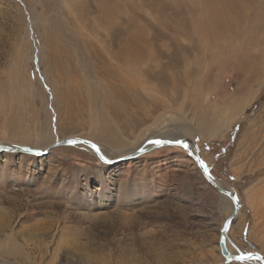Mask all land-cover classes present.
Here are the masks:
<instances>
[{
  "label": "rangeland",
  "instance_id": "1",
  "mask_svg": "<svg viewBox=\"0 0 264 264\" xmlns=\"http://www.w3.org/2000/svg\"><path fill=\"white\" fill-rule=\"evenodd\" d=\"M68 138L191 141L264 259V0H0V264H259L185 149Z\"/></svg>",
  "mask_w": 264,
  "mask_h": 264
},
{
  "label": "water",
  "instance_id": "2",
  "mask_svg": "<svg viewBox=\"0 0 264 264\" xmlns=\"http://www.w3.org/2000/svg\"><path fill=\"white\" fill-rule=\"evenodd\" d=\"M156 141H162L160 144H156L155 142H151L149 147L145 148H139L137 151L132 152L128 155L123 156L122 158L114 161L116 162H125L128 160H133L149 151L158 149L162 146H178L183 149L189 150L191 149L189 146H193V150L197 152V149L195 148L194 144L191 141L187 140H156ZM177 141H180V143H177ZM74 145H84L89 147L99 159H101V155L99 151H97L98 147L97 145L93 144L92 142H89L88 140L80 139V138H68L64 140H56L53 144L49 145L46 152H48L52 148H57V147H63V146H74ZM95 145L96 147H93ZM184 145H187L185 147ZM0 151L2 152H8V153H21V154H28V155H38L36 152L30 149H25L21 147H12V146H3L0 145ZM191 151V150H189ZM44 152V153H46ZM189 156L195 161L196 165L198 166L201 174L205 178V180L215 189L217 193L220 195L226 197L227 199L230 200L231 205H232V212L228 218L225 219L224 224L220 230L219 233V238H220V247H221V252L222 255L233 262L237 263H243V262H250V261H259L261 264H264V259L255 254V253H243L241 250H239L238 247H236L232 242H230V245L235 249L236 254H231L227 249H226V241H229L227 233L229 231L230 225L232 221L237 217V215L240 212V205L238 203V200L234 194H232L230 191L222 188L217 184L216 180L213 178L211 174L207 171L206 167L204 166L201 158L198 155H195L192 151L189 152ZM101 161L105 162L103 159ZM216 181V182H215ZM241 257H244L243 259Z\"/></svg>",
  "mask_w": 264,
  "mask_h": 264
},
{
  "label": "bare ground",
  "instance_id": "3",
  "mask_svg": "<svg viewBox=\"0 0 264 264\" xmlns=\"http://www.w3.org/2000/svg\"><path fill=\"white\" fill-rule=\"evenodd\" d=\"M137 61V60H136ZM151 142V141H150ZM149 146H151L150 145V143H148V141H147V143H145V145H143L141 148H145V147H149ZM98 147V149H99V153H100V155L101 156H103L104 157V161H105V163L104 162H102L101 161V159H99V161L101 162V163H103V164H110V163H108V162H110V161H116V160H118V159H120V158H122V157H119L118 159L116 158V160H115V157L117 156V155H119L118 153H113L114 155L113 156H110L109 154H108V152H106V151H104V150H102L101 149V147H99V146H97ZM191 149H189V150H191L195 155H197V152H195L194 150H193V146H189ZM186 150V149H185ZM189 150H186V152L189 154V152H191V151H189ZM94 153V152H93ZM95 154V153H94ZM96 155V154H95ZM96 157H97V155H96ZM110 157H112V158H110ZM105 158H107V159H109V160H107V159H105ZM113 159V160H112ZM200 171V170H199ZM201 173V172H200ZM202 175V174H201ZM202 177H203V175H202ZM203 179L205 180V178L203 177ZM216 182V181H215ZM217 183V182H216ZM218 184V183H217ZM219 186H221L220 184H219ZM223 188V187H222ZM222 196V195H221ZM222 197H224V196H222ZM226 198V197H225ZM229 200V199H228ZM230 201V200H229ZM231 203V202H230ZM42 225H44V224H42ZM68 225V224H67ZM37 226H39L38 224H37ZM45 226V225H44ZM45 227H47V228H44L43 229V234H42V237L44 238V239H46V237H47V235H48V230H49V228L48 227H50V226H45ZM38 229V228H37ZM42 230V229H41ZM6 232V229H5V227L4 226H2L1 227V229H0V237H1V239H0V246H1V248H0V251L2 250V248H3V246H5L6 245V243L7 242H9V245H11V247H9V249L7 250L8 252H10L11 253V251H13L12 249H16L17 251H19V252H21V251H23V249H26L27 250V248H29V247H27L28 245V242H26V244H25V242L24 243H20V244H18L17 243V237H16V235L15 234H12L11 236H9V235H7V236H5V233ZM51 232V231H50ZM4 234V235H3ZM22 235H25L28 239H30L31 238V235H32V233L29 231V229L28 230H25V232H23V234ZM41 238V237H40ZM4 240H7L6 241V243H3L4 242ZM3 241V242H2ZM20 241V240H19ZM22 241V240H21ZM227 242V241H226ZM27 247V248H26ZM28 251H31V250H27V252ZM233 254V253H232ZM25 255H23V254H21V258L20 257H17V262L19 263V264H24L25 262L28 264V259H30L28 256H25ZM23 257V258H22ZM257 261V260H256ZM259 264H261L259 261H257ZM244 263V262H243ZM30 264V263H29ZM31 264H32V262H31Z\"/></svg>",
  "mask_w": 264,
  "mask_h": 264
},
{
  "label": "snow or ice",
  "instance_id": "4",
  "mask_svg": "<svg viewBox=\"0 0 264 264\" xmlns=\"http://www.w3.org/2000/svg\"><path fill=\"white\" fill-rule=\"evenodd\" d=\"M155 143L156 144H160V143H162V141H155ZM177 143H180V141H177ZM185 147H187V145H184ZM93 147H96L95 145H93ZM97 151H99V149H97ZM101 159H104V157L103 156H101ZM242 259L244 258V257H241Z\"/></svg>",
  "mask_w": 264,
  "mask_h": 264
}]
</instances>
